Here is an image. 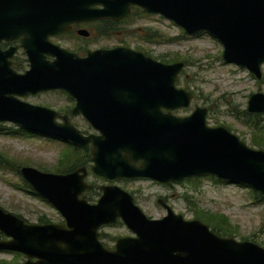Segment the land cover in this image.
I'll list each match as a JSON object with an SVG mask.
<instances>
[{"label":"water","instance_id":"1","mask_svg":"<svg viewBox=\"0 0 264 264\" xmlns=\"http://www.w3.org/2000/svg\"><path fill=\"white\" fill-rule=\"evenodd\" d=\"M135 8L185 35L209 36L221 46L223 63L260 79L264 0H0V41L19 39L28 64L18 74L10 67L13 49L0 50V123L77 147L89 144L90 173L107 181L141 178L168 185L210 177L264 196V150L248 147L221 126H207L203 107L184 117L171 113L193 98L175 85L183 62L162 63L127 47L88 51L81 58L48 41L69 32L71 23L120 21ZM48 91L73 99L70 116L79 114L96 135H82L66 115L20 99ZM245 110L264 114V94H251ZM18 173L61 218L26 223L0 209V251L22 255L19 264H264V248L220 237L159 199L165 214L158 219L147 218L114 185L99 186L97 200L87 202L83 167L58 174L21 166ZM116 221L131 236L116 238L107 249L98 230Z\"/></svg>","mask_w":264,"mask_h":264},{"label":"rangeland","instance_id":"2","mask_svg":"<svg viewBox=\"0 0 264 264\" xmlns=\"http://www.w3.org/2000/svg\"><path fill=\"white\" fill-rule=\"evenodd\" d=\"M138 11L117 25L112 37L98 39L91 35L85 43L87 49L123 46L159 62L160 59L169 61L166 63H173L172 60L183 62L184 67L175 85L192 92L193 98L188 107L171 113L184 117L195 107H203L206 109L207 126H221L245 145L255 149L251 145V138L256 136L241 123V112L245 110L251 94H264V64L260 67V79L255 80L245 69L223 63L220 58L221 46L209 36L185 35L169 21L156 15H142ZM86 28L92 32L94 27L89 25ZM59 44L68 50L78 45L67 38L59 39ZM20 99L58 113L70 107L69 97L58 91ZM68 121L82 132H94L80 117L69 116ZM259 126L264 138V114L259 115ZM0 127L4 128L0 132V155L19 167L27 166L54 173L63 154L72 150L67 148L64 141L19 132V128L9 123H0ZM6 132H14L16 135ZM262 148L264 150V144ZM21 180L19 175L8 168H0V209L19 216L26 223L37 224L41 217L49 223H60V216L48 203L22 191ZM85 181L94 188L92 192L83 194L89 203L97 200L98 186L115 185L131 195L134 204L149 219L164 216V209L157 204V200L162 198L165 199V205L184 220L195 219V214L200 211L222 216L234 229L231 238L250 241L264 248V202L254 203L251 190L244 186L215 182L210 177L189 178L169 186L144 179L106 181L92 175L89 170ZM125 236L131 234L119 221L98 230L99 241L107 249H112L116 238ZM14 254V257L8 255L5 258L9 261L13 258L14 263L23 260Z\"/></svg>","mask_w":264,"mask_h":264},{"label":"flooded vegetation","instance_id":"3","mask_svg":"<svg viewBox=\"0 0 264 264\" xmlns=\"http://www.w3.org/2000/svg\"><path fill=\"white\" fill-rule=\"evenodd\" d=\"M133 10H132V12H133ZM124 20L125 19L120 20V21L98 20V21H93V22L71 23L69 25V32L59 33V34H56V35H53V36H49L48 37V41L50 43H52V44L60 47V48H62L60 46V44H59V39H61V38H67V39L72 40L73 42L78 43V45L74 46V49L73 50H68V49H65V48H62V49L66 50V51H68L70 53H74V54H76L77 56H79L81 58L84 57L85 54H86V52H88V51H94V50H97V49H112V48H115V47H123V46H113V47L96 48V49H93V50H89V49H87V47H86L87 45L85 43L88 41V39L90 38L91 35L92 36H95L98 39L99 38L112 37L113 34L116 31V26L119 25L120 23L124 22ZM89 25H91L92 27H94L93 30H92V32H89L87 30V28H86ZM107 27H111V31H109L108 34L106 33V31H107L106 28ZM80 30H85L87 32V35L86 36L79 35L78 34V31H80ZM9 49H13L12 55H11V57L9 59L11 69L13 71H15L16 73H18V74L23 73L27 69L28 64H27V60H26V55H25L24 51L20 48V40L19 39H15V40H2V41H0V50L1 51L4 52V51H7ZM47 59H50V58H47ZM48 92H51V91H48ZM58 92H61V91H58ZM43 93H46V92H43ZM38 94H42V93H38ZM38 94H36V95H38ZM69 101H70V107H69V109L65 110L62 113H58L57 112L59 115H66L69 118V116H70V114H69L70 113V110L74 106V100L71 99V98H69ZM71 117H80L81 119H83L79 114H77L75 116H71ZM79 131H80V133L82 135H85V136H87V135H96V132L94 130H93L94 132H92V133L82 132L81 130H79ZM71 146H72L73 149H75L76 153H78L79 151L82 152V154H83L82 155V160H83L84 166H80L78 168L83 167L86 170V175H87V171L88 170L90 171V167H91V162H90V149H91V147H90V145L88 144L84 148L77 147V146H73V145H71ZM137 164H138V162H137ZM85 178H86V176H85ZM139 179H141V178H139ZM122 180H126V179H122ZM128 180H131V179H128ZM144 180H148V179H144ZM148 181H151V180H148ZM151 182H154V181H151ZM154 183H156V182H154ZM157 184H159V183H157ZM171 184H168V186L171 185ZM160 185H163V184H160ZM164 186H166V185H164ZM91 187L92 186L90 185L89 186V189ZM98 188H99V186H98ZM99 194H100V192L98 190V197H99ZM160 199L159 200L163 204H165V199H162V198H160ZM0 240H5V238L3 236H0ZM15 254H17V253H15ZM8 255L12 257L13 256V253L12 252H7V251H0V264H15L16 263V262L15 263L12 262V261H14V260H12L13 258L11 259V261H9L7 258H5ZM20 256L23 258V260L19 261L16 264H19V263H21V262H23L25 260L22 255H20Z\"/></svg>","mask_w":264,"mask_h":264},{"label":"trees","instance_id":"4","mask_svg":"<svg viewBox=\"0 0 264 264\" xmlns=\"http://www.w3.org/2000/svg\"><path fill=\"white\" fill-rule=\"evenodd\" d=\"M138 11L139 9H134V11ZM132 12L131 15H133L134 13ZM139 14L142 15H146L145 13H143L141 10L138 11ZM130 15V16H131ZM129 16V17H130ZM126 18V19H129ZM106 33L108 34L109 31H111V27H107L106 28ZM196 35H200L196 34ZM149 38V37H148ZM160 62H169L166 60H162L160 59ZM171 61V60H170ZM172 62H175V60H172ZM242 114V121L241 123L246 126L247 128L251 129L253 134H255L256 137H252L251 138V145L253 147H255V149H263L262 146L264 144V138H263V131L261 130V127L259 126V115L260 114H250L247 113L245 110H243L241 112ZM4 131V128L0 127V132ZM17 131H24L22 129H18ZM26 133L29 134V132L24 131ZM6 134H10V135H16V133L14 132H6ZM31 134V133H30ZM29 134V135H30ZM258 134V135H257ZM48 139H53L52 137H48L46 136ZM67 144V148L72 149L70 152L68 151V153H64L62 159L59 161L58 163V167L55 169L54 173H65V172H69L72 171L80 166H84L83 160H82V152L79 151L78 153L80 154V156H78V153H76L75 149L71 148V144L65 142ZM8 168L9 171L14 172L15 174L19 175L18 173V168L19 166L12 162L11 160L4 158L0 155V168ZM213 181L215 182H223V181H218L214 178ZM226 183V182H223ZM241 186V185H240ZM21 189L22 191L31 194L32 196L38 197L37 195H35L32 190L28 187V185L26 183L23 182V180H21ZM93 187H91L90 189H88L86 192L89 193L90 191H93ZM98 189V188H97ZM85 192V193H86ZM96 195H98V193H96ZM251 196L253 198L254 203H263L264 202V196H261L253 191H251ZM86 201H88V199H86ZM19 217V216H18ZM194 218L198 221H200L201 223L205 224L208 229L213 232L214 234L220 236V237H230L234 234V229L232 226H230L227 222V220L222 217V216H215V215H211L209 213L206 212H199L198 214L196 213ZM42 223H49L48 220L44 219V218H39L37 224H42ZM99 239V237H98ZM15 255H19V254H15ZM20 256V255H19Z\"/></svg>","mask_w":264,"mask_h":264}]
</instances>
